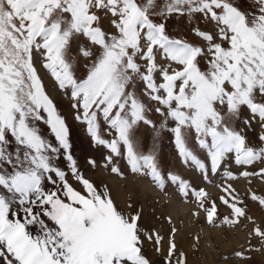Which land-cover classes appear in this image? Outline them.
I'll use <instances>...</instances> for the list:
<instances>
[{"label": "snow or ice", "instance_id": "obj_1", "mask_svg": "<svg viewBox=\"0 0 264 264\" xmlns=\"http://www.w3.org/2000/svg\"><path fill=\"white\" fill-rule=\"evenodd\" d=\"M89 172L264 250V0H0V264H188Z\"/></svg>", "mask_w": 264, "mask_h": 264}, {"label": "rangeland", "instance_id": "obj_2", "mask_svg": "<svg viewBox=\"0 0 264 264\" xmlns=\"http://www.w3.org/2000/svg\"><path fill=\"white\" fill-rule=\"evenodd\" d=\"M77 153H81L80 148H77ZM88 175L98 183L101 181L107 183L114 199L121 207H124L131 198L136 209L142 210L144 226L158 230L162 235L169 231V225L165 222L164 217L171 216L179 230L177 243L181 249L188 253V264H225L222 257L230 254L232 249L238 247L244 240V233L241 230L209 227L203 218L193 217L191 212L194 206L182 203L174 192L166 198L146 184H139L133 188L115 176L100 172H89ZM236 186L241 192L247 187L244 181H240ZM252 186L258 190H264V184L258 180L254 181ZM208 190L213 195L217 193L214 185ZM251 207L255 215L262 214L261 210L254 205ZM196 236H199L200 239L194 248L193 246L196 244L194 237ZM149 251H151L150 246ZM251 257L249 264H264V250L252 253Z\"/></svg>", "mask_w": 264, "mask_h": 264}]
</instances>
